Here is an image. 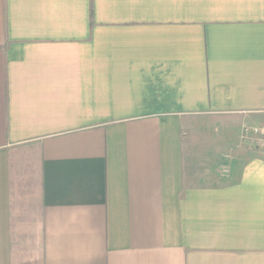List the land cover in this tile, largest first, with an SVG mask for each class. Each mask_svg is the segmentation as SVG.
Instances as JSON below:
<instances>
[{"label": "crops", "instance_id": "obj_1", "mask_svg": "<svg viewBox=\"0 0 264 264\" xmlns=\"http://www.w3.org/2000/svg\"><path fill=\"white\" fill-rule=\"evenodd\" d=\"M264 0H0V264H264Z\"/></svg>", "mask_w": 264, "mask_h": 264}, {"label": "built area", "instance_id": "obj_2", "mask_svg": "<svg viewBox=\"0 0 264 264\" xmlns=\"http://www.w3.org/2000/svg\"><path fill=\"white\" fill-rule=\"evenodd\" d=\"M242 137L245 140L256 142L264 149V127L259 125L245 124L242 130Z\"/></svg>", "mask_w": 264, "mask_h": 264}]
</instances>
